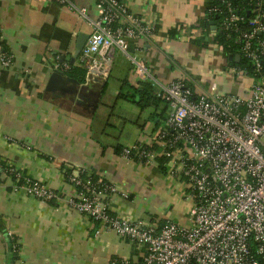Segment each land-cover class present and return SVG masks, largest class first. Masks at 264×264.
<instances>
[{
  "label": "crops",
  "instance_id": "crops-1",
  "mask_svg": "<svg viewBox=\"0 0 264 264\" xmlns=\"http://www.w3.org/2000/svg\"><path fill=\"white\" fill-rule=\"evenodd\" d=\"M122 1L155 26L154 39L131 42L129 50L155 78H193L204 88L218 81L221 91L241 93L246 80L230 86L228 59L215 43L214 23L211 29L199 28L207 19L209 0ZM70 2L72 10L58 0H0V40L13 57L9 69L0 66V164L21 169L60 196L39 202L22 190L15 192L14 179L0 188V264H112L115 259L143 264L142 248L71 209L73 189L65 171L83 168L116 185L111 212L146 226L171 221L190 227L194 202L184 182L170 175L163 157L149 165L118 151L151 144L156 109L130 110L122 120L136 130L126 139L123 133H107L106 121L119 105L123 82L134 87L143 83L129 58L126 78L116 75L119 85L112 89V74L123 70L120 63L115 66L116 57L123 56L120 51L106 78L97 75L80 83L65 75L68 80L52 83L56 65L72 63L79 38H89L92 22L99 18L97 0ZM200 39L207 43H196ZM79 57L75 66H80ZM160 152L157 148L156 154Z\"/></svg>",
  "mask_w": 264,
  "mask_h": 264
},
{
  "label": "built area",
  "instance_id": "built-area-1",
  "mask_svg": "<svg viewBox=\"0 0 264 264\" xmlns=\"http://www.w3.org/2000/svg\"><path fill=\"white\" fill-rule=\"evenodd\" d=\"M235 1L209 0L207 14L223 17L212 32L235 36L240 57L249 64L250 69L226 67L235 83L251 80L240 94L221 91L218 81L209 88L193 78L159 81L144 61L129 53L131 42L155 38V26L132 13L122 0H97L99 18L92 22L79 67L87 71L88 81L97 75L106 78L120 51L137 76L155 88L162 107L158 114H165L163 120H154L156 137L150 145L143 142L125 149L122 156L149 165L163 157L170 175L189 190L192 226L171 221L146 226L113 214L109 201L118 188L101 178L94 183L83 168H74L66 180L73 189L69 206L142 248L143 264H264V0H248L252 8L245 10L247 16ZM58 2L74 9L70 0ZM12 65L13 57L0 40V66ZM70 68L71 64H57L54 71L65 75ZM12 179L17 193L22 190L42 203L60 199L45 183L0 164V188ZM112 264L133 263L115 259Z\"/></svg>",
  "mask_w": 264,
  "mask_h": 264
},
{
  "label": "trees",
  "instance_id": "trees-1",
  "mask_svg": "<svg viewBox=\"0 0 264 264\" xmlns=\"http://www.w3.org/2000/svg\"><path fill=\"white\" fill-rule=\"evenodd\" d=\"M234 3L240 8V11L245 16H247L245 10H250L252 8L248 0H236ZM222 19L223 17H218L217 15L214 14L208 15L207 19L199 22V27L203 29H211L213 23L218 24ZM216 34L217 35L215 38V43H219V45L222 46L224 53L229 61V66L239 67L242 69H250L247 60H245L243 57L242 59H240L239 62L237 61V57L240 56L241 53L239 51L240 50L239 47H237L234 43L235 36H229L224 32H218ZM196 43L204 46V43L207 42L204 39H200ZM65 75L71 79L77 80L80 83H84L86 81L87 71L79 66L71 65L70 70L65 72ZM134 86H132L127 80L124 81L122 85L121 94L119 96V100L133 104L138 108H140L141 110L147 108H154L156 109V112L153 115L154 120L156 118H160L161 120H163L165 114L159 115L157 111V108H159L161 103L160 100L155 96V92H156L155 88L152 87L150 83H142L140 87H134ZM118 151L119 153L123 154L125 149L120 148ZM72 172L73 170L65 171L66 180L69 178ZM24 174L27 175L25 172ZM91 176L93 177L94 183H96L100 179L94 176L93 174H91ZM21 182L22 181L18 182L17 185L20 186L22 184ZM96 224L100 226V223H96Z\"/></svg>",
  "mask_w": 264,
  "mask_h": 264
},
{
  "label": "rangeland",
  "instance_id": "rangeland-1",
  "mask_svg": "<svg viewBox=\"0 0 264 264\" xmlns=\"http://www.w3.org/2000/svg\"><path fill=\"white\" fill-rule=\"evenodd\" d=\"M208 7H209V5H208ZM221 50H223V48ZM118 63H120V65L123 67V70L120 71V72H117L116 74H112V79L110 80V89H112L115 86H118L119 85V81H117L115 79V76L116 75H117V78L120 77L121 79L123 78V80H124V78H126V76L123 77V74H125L124 73L125 69H128V67H129L128 65H130L129 60L127 59V57L125 55H123V56L120 55V56H117L116 57L115 66ZM228 65H229V61H228ZM132 67L135 69V67L133 65H132ZM135 72H136V70H135ZM250 81L251 80H246L245 81V85L248 86L250 84ZM229 82H232L230 86L233 87V84H235V82L234 81H229ZM242 85H244V84H242ZM118 101H119L118 102L119 105H118L115 113L113 115L111 114L110 117H109V119H108V121H106L107 124H110V126L107 125V133H110V134L116 135V136H120L123 133V138L126 139L128 137V135L131 133V131H135L136 128H135V126H132L130 124L126 125V123H124L122 119L125 116H128L126 114H130L129 113L130 110H131V112H136V109L135 108L137 106L135 107V105L128 104L126 102H123L122 100H118ZM138 109L141 110L140 108H138ZM161 109H162V107L159 106V109L158 110H161ZM154 110L155 109L151 108V113H153ZM146 117H147V114H145L143 118H146ZM114 125L117 126V129L112 128V126H114Z\"/></svg>",
  "mask_w": 264,
  "mask_h": 264
},
{
  "label": "water",
  "instance_id": "water-1",
  "mask_svg": "<svg viewBox=\"0 0 264 264\" xmlns=\"http://www.w3.org/2000/svg\"><path fill=\"white\" fill-rule=\"evenodd\" d=\"M88 40H89V38H88V37H84V36H82V37L79 38L78 46H77V50H78V52H77V54H76V57H75V58L73 59V61H72L73 64L71 63V65H74L76 58H78V57L81 55V53H82V51L84 50V48H85V46H86ZM240 59H241V57L238 56V57H237V61L239 62ZM68 78H69V77H68ZM68 78L65 77V75H62V74H60V73H54L53 78H52V83H53V82H56L57 80H61V79H66V80H68ZM69 79H71V78H69Z\"/></svg>",
  "mask_w": 264,
  "mask_h": 264
}]
</instances>
